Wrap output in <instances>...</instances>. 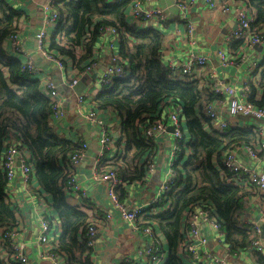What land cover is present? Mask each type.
<instances>
[{
    "label": "trees",
    "instance_id": "trees-1",
    "mask_svg": "<svg viewBox=\"0 0 264 264\" xmlns=\"http://www.w3.org/2000/svg\"><path fill=\"white\" fill-rule=\"evenodd\" d=\"M51 6L59 18L47 50L65 63L71 60L78 73L97 61L95 46L108 28H115L121 37L119 62L126 67V76L115 77L94 97L97 109L113 111L121 120L122 134L117 141L121 154L111 164L121 179L117 189L120 200L127 186L147 177L148 166L159 154V140L147 138L145 130L162 117L164 108L180 106L183 141L175 160L173 184L163 202L149 209L152 213L138 218L139 230L156 224L164 235L168 256L161 264H190L184 250L187 218L200 204L213 208L232 252L251 247L255 225L242 216H246L245 198L257 189L249 182L231 184L223 158L231 150L257 144L258 133L245 127L215 128L206 107L221 96L211 92L207 79L178 75L167 66L162 59L163 34L140 26L130 15L129 0H53ZM255 8L252 27L258 31L264 28V0H256ZM24 15L9 0H0V231L17 227L21 215L7 196L2 165L7 143L15 140L30 156L33 177L49 194L62 222L57 251L70 264H92L86 238L90 217L71 203L65 189L69 157L80 144L53 128L52 99L42 87V77L25 69V62L5 47L19 31ZM250 88L248 101L262 104L264 70L258 86ZM258 255V261H264V256ZM0 264H14L1 249Z\"/></svg>",
    "mask_w": 264,
    "mask_h": 264
},
{
    "label": "crops",
    "instance_id": "crops-1",
    "mask_svg": "<svg viewBox=\"0 0 264 264\" xmlns=\"http://www.w3.org/2000/svg\"><path fill=\"white\" fill-rule=\"evenodd\" d=\"M9 1L25 15L17 32L23 51H16L11 39L5 44L7 51L20 57L26 64L32 63L36 67L37 71L35 73L42 77V87L44 89L46 88L45 79L51 77L57 90L65 97L63 102L64 114L60 117L53 116V128L60 136L74 143H79L80 146L83 143L87 144L83 160L77 167V177L81 190L70 198V201L74 205L79 206L88 216L94 217L100 222L94 245L91 248L92 264H146L145 256L140 253V250L146 248L144 245L146 246L149 238L144 235L143 229L139 231L132 229L130 224L123 219L120 211L113 206L107 194L106 184L102 180L95 178L97 166L100 168L113 167L111 164L116 160H109L110 153L100 158L98 128L96 125L84 121L77 112L78 102L76 96L78 94L75 91V86L79 85L81 80H84L82 84L85 85V88L82 95L85 96V100L80 103V106L85 111L96 110L98 115L109 125L111 136L116 141L120 139L122 134L121 120L117 113L97 109L94 100V97L103 89L99 81L100 74L112 57L120 54L121 37L119 33L114 34L106 31L99 38L95 46V53L97 54L96 66L91 75H83L85 70L82 73H78L71 60L66 61L65 72L62 74L52 62L41 54L36 44V33L42 27L43 8L53 0ZM178 1L181 3L188 2V0H151L150 2V5L154 4L164 10L165 18L161 24L157 25L155 19H153L147 25L160 30L163 34V61L167 65L169 63H181L186 56V52L193 47L186 37L188 20L195 28L197 44L194 45V50L198 54H205L209 58L206 68L202 71L193 72L196 79L205 78L206 71L212 69L229 84L238 88H242L246 83L250 87L252 85L257 87L264 70V46L259 44L249 46L243 39L231 37L233 31L238 27L237 8L248 7L249 10L255 13L256 18V0H220V2L231 7V11L228 13L207 7L204 0H198L196 4L189 5L187 9H181ZM184 18H187V20ZM55 28L56 23L46 26L48 44L55 32ZM220 52H224L229 56L228 63L223 62L219 58ZM74 80H77V83L71 90L70 84ZM71 92L72 95L68 97ZM212 93L214 94V92ZM214 102L216 100L209 104ZM237 121H239L240 127H246L244 125L246 122L244 117L238 118ZM260 127V122H254L248 128H253L261 139ZM155 139H158L160 144L159 154L154 161L155 170L153 172L148 170L147 177L143 181L133 182L126 187L125 196L121 201L127 208L150 203L167 172L168 153L171 146L170 131ZM260 139L257 144H250L251 147L257 150L258 157L255 160L251 159L244 151L245 145L238 149L243 156L245 164L258 174H264V151L259 147ZM30 190L40 194L41 197L38 198L37 203L30 197V191L19 178L15 179L8 188V195L21 213L18 225L23 236L28 241H31L37 238L40 231L36 214L51 213L55 228L52 239L48 244L49 250L47 251L57 252L59 237L62 233L60 217L51 206L49 194L40 188L34 178ZM253 191L256 192L255 190ZM259 195L260 193L257 190L254 195L251 194L245 198L246 216H242L246 217L247 221L255 226L260 225L264 221V217L260 213L264 202L258 199ZM146 212L150 213L149 209ZM107 214H110L109 218H107ZM139 222L138 219V224ZM154 227L165 249L164 258L166 259L168 256L167 241L158 225L155 224ZM202 232L208 238L207 248L230 259L231 262L235 264H264V261H258V253L250 247L238 252H232L229 244L226 243V236L220 235L213 226L207 225L203 227ZM57 254L59 264H70L65 255L58 252ZM28 256L30 257V264H54L50 260L39 258L37 249L34 247L29 248ZM188 258L190 264H194L192 258L189 256ZM200 264H208V262Z\"/></svg>",
    "mask_w": 264,
    "mask_h": 264
},
{
    "label": "built area",
    "instance_id": "built-area-1",
    "mask_svg": "<svg viewBox=\"0 0 264 264\" xmlns=\"http://www.w3.org/2000/svg\"><path fill=\"white\" fill-rule=\"evenodd\" d=\"M112 1L120 3L125 0ZM129 1L131 3V14L141 26H147L153 19H155L157 25L161 24L164 20V10L154 4L150 5L151 0ZM197 1L198 0H188L187 3H181L178 1V5L181 9H187L189 5H194ZM204 3L207 7L211 9H219L224 13L231 11V7L228 4L220 2V0H204ZM236 12L238 27L233 31L231 37L243 39L249 46L255 44L264 46V29L257 31L252 27V22L255 20V13L249 10L248 7L237 8ZM58 18L59 12L51 6V3L44 6L42 27L36 33V44L41 54L47 60L52 62L63 74L66 67L65 62L47 50L48 41L46 26L56 23ZM184 19L187 20V18ZM106 31L118 34V31L115 28H108ZM186 37L193 47L186 52V56L181 63H169L167 66L178 75L191 76L193 72L202 71L206 68L209 63V58L205 54H198L194 50V45L197 44L195 39V28L188 20ZM10 39L13 42L15 50L22 52L23 47L19 43L18 34L16 33L12 35ZM228 57L229 56L224 52L219 53V58L225 63L229 62ZM119 59V55L113 56L111 61L103 69L99 77L100 85L102 87L110 85L115 77L120 78L126 76V67L119 62ZM25 65V69L30 72L35 73L37 71L32 63H25ZM95 66L96 63L88 66L83 72V75H91ZM205 79H207L210 84V90L221 96L216 102L208 104L206 107L207 114L211 118L215 128L222 131L240 127L239 121H237L240 117L246 119L244 124L246 126L245 128L252 126L254 122H260L261 127L259 132L261 133V139L259 147L264 151V101L262 104L251 103L248 101V97L251 95V88L248 83L242 88H238L221 78L215 70H207L205 73ZM76 83L77 80H74L70 84L71 90ZM45 85L52 99L53 116H63L64 95H61L57 90L51 77L45 79ZM72 92L68 97L72 95ZM76 97L78 102L77 112L79 116L84 121L96 125L98 128L100 158H103L106 154L110 153V161L117 159L121 154V150L118 148L117 141L111 136L109 125L98 115L96 110L92 109L90 111H85L82 109L80 103L85 100L84 95L81 94ZM180 114L181 109L179 105L166 107L163 109L162 117L145 130L147 138L155 139L168 132V128L173 126V132H170L171 146L168 153L167 172L164 175L163 181L161 182L155 197L150 203L127 208L119 199L117 193V189L121 184L117 169L115 167L100 168L98 166L96 168L97 171H95V178L102 180L106 184L107 194L113 206L120 211L123 219L130 224L133 230L139 231L138 218L144 215L148 209H155L156 205L162 203L166 193L173 184L175 178V160L183 141V120ZM86 148L87 144L83 143L69 157V173L67 175V183L65 186L66 194L69 198H72L81 190L77 177V167L83 160ZM244 151L253 160L258 157L257 150L250 145L245 146ZM223 162L231 173V177L229 178L231 184L239 185L238 181H241V185H246L249 182L254 185L260 193L258 199L264 202V174H258L245 164L239 149L227 152L224 155ZM2 165L7 176V196L10 198L8 195V188L15 179L19 178L24 186L30 191V197L35 203H37L38 198L41 197L40 194L30 190L34 178L30 156L20 148V143L18 141L10 140L7 143V150L3 156ZM148 170L149 172L155 170L154 162L150 163ZM260 213L264 217V206L261 207ZM36 215L40 225V231L37 238L28 241L23 236L19 225H17L15 228L0 231V249L5 256L11 258V261L14 262V264H30L28 252L29 248L33 247L37 249V255L42 260H50L54 264H59V259L57 258L58 251H47L49 250L48 244L52 239L55 228L53 215L47 212L44 214L37 213ZM89 217L90 226L86 230V238L88 247L92 248L100 222L94 217ZM109 217L110 214H107V218ZM187 223L188 228L184 250L188 256L192 258L194 264H200L203 262H208V264H235L231 262L230 259L216 254L207 248L208 238L202 232L203 227L211 225L220 235L226 236V231L222 223L219 222L214 215L213 208L209 204H200L194 208L188 215ZM143 233L149 238L146 246L144 245L146 248L140 250V253L145 256L146 264H160L165 256V249L159 240L156 228L147 225L143 228ZM250 248L264 256V236L261 224L254 228V240Z\"/></svg>",
    "mask_w": 264,
    "mask_h": 264
},
{
    "label": "water",
    "instance_id": "water-1",
    "mask_svg": "<svg viewBox=\"0 0 264 264\" xmlns=\"http://www.w3.org/2000/svg\"><path fill=\"white\" fill-rule=\"evenodd\" d=\"M94 77H95V76H94ZM86 78H87V77H86ZM82 81H84V80H81V82L79 83V85H76V86H75V91H76V93H77L78 95H81L82 92H83V89L85 88V85L82 84ZM168 130H169L170 132H173V126H170V127L168 128ZM18 165H19V162H18ZM242 218H244V217H242ZM261 226H262V229H263V236H264V221L261 222Z\"/></svg>",
    "mask_w": 264,
    "mask_h": 264
}]
</instances>
